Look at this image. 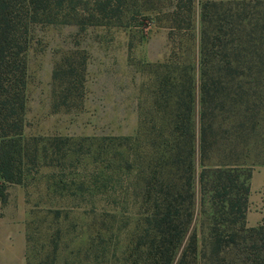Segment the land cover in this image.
Returning <instances> with one entry per match:
<instances>
[{"label":"trees","instance_id":"trees-1","mask_svg":"<svg viewBox=\"0 0 264 264\" xmlns=\"http://www.w3.org/2000/svg\"><path fill=\"white\" fill-rule=\"evenodd\" d=\"M263 4L264 0H201L199 226L192 229L196 81L188 65H180L173 53L166 61L154 63L152 125L141 122L135 134L105 136L110 168L124 166L135 180L132 195L139 211L132 232V264H200V255L218 264L227 257L232 258L231 264H264V222L249 225L247 221L256 163L247 161L244 152L251 140L243 137L248 129L263 125L258 97L264 104V93L257 92L264 90V12L260 17L251 13ZM128 11L155 13L174 33L192 27L195 0H0L3 202L8 184L24 182L30 166L59 165L77 151L70 135L25 134L27 52L35 26L78 22L86 28L88 24L123 23ZM256 23H261L257 37ZM260 39L263 51L251 50L252 42ZM87 62L84 48L71 50L56 62L54 110L83 101ZM252 106L257 108L253 111ZM112 172L108 177L115 169Z\"/></svg>","mask_w":264,"mask_h":264},{"label":"rangeland","instance_id":"rangeland-1","mask_svg":"<svg viewBox=\"0 0 264 264\" xmlns=\"http://www.w3.org/2000/svg\"><path fill=\"white\" fill-rule=\"evenodd\" d=\"M251 10L260 17L264 6ZM123 20L86 28L78 22L39 23L32 32L27 52L25 134L70 135L77 151L59 165L30 166L24 182L8 184L3 210L24 223L26 239L29 236L27 264H132V232L139 211L132 195L135 180L124 166L110 168L105 136L135 134L141 122L152 125L153 64L166 61L172 53L180 65L194 71L196 81V215L192 229L199 226L201 0H195L192 27L174 33L155 13L128 11ZM257 30L255 37L261 23ZM77 48L88 54L84 99L71 108L54 110V67L65 53ZM251 50L263 51L261 39L252 42ZM262 92L259 88L257 94ZM258 99L263 125L248 129L243 136L251 140L244 155L256 164L264 163V104ZM88 135L95 139H83ZM112 169L115 172L108 177ZM231 259L227 257L222 264H231ZM199 262L218 264L201 255Z\"/></svg>","mask_w":264,"mask_h":264},{"label":"crops","instance_id":"crops-1","mask_svg":"<svg viewBox=\"0 0 264 264\" xmlns=\"http://www.w3.org/2000/svg\"><path fill=\"white\" fill-rule=\"evenodd\" d=\"M249 225L264 222V163L254 165L247 210ZM27 239L24 223L4 213L0 198V264H27ZM6 248L7 251H4ZM10 257L6 259L5 255Z\"/></svg>","mask_w":264,"mask_h":264}]
</instances>
